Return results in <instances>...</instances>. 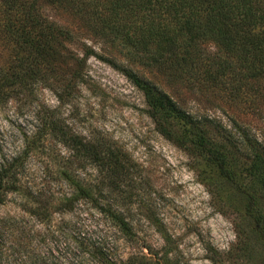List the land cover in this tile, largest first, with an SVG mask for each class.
Segmentation results:
<instances>
[{
  "label": "rangeland",
  "instance_id": "obj_1",
  "mask_svg": "<svg viewBox=\"0 0 264 264\" xmlns=\"http://www.w3.org/2000/svg\"><path fill=\"white\" fill-rule=\"evenodd\" d=\"M39 5L44 18L76 37L26 85L1 89L0 165L19 159L32 188L10 194L0 207V264H56L67 247L62 226L69 231L80 219L112 232L118 256L126 262L133 255L131 264H264V182L247 180L242 170L258 151L264 169V97L247 89L228 93L227 85L195 86L128 64L90 33L71 3ZM91 51L130 65L200 121L236 156L238 184L195 147L165 138L144 94ZM0 58L18 69L8 51ZM70 163L74 182L62 174ZM78 181L92 188L99 207L122 214L133 238L117 233L96 206L78 198Z\"/></svg>",
  "mask_w": 264,
  "mask_h": 264
},
{
  "label": "trees",
  "instance_id": "obj_2",
  "mask_svg": "<svg viewBox=\"0 0 264 264\" xmlns=\"http://www.w3.org/2000/svg\"><path fill=\"white\" fill-rule=\"evenodd\" d=\"M50 1L58 5L71 3L77 15L86 18L90 33L128 64L137 62L148 70L178 76L195 86L212 89L227 85L229 88L224 91L228 93L239 94L241 89H247L264 97V0ZM39 2L0 0V51H8L9 61L18 68L8 67L7 61L0 64V92L2 88L26 85L28 77L56 62L60 51L75 40L74 32L42 16ZM91 52L120 70L144 94L149 115L165 138L195 147L208 165L238 184L240 167L236 156L226 145L212 140L200 121L130 65H117ZM261 156L258 151L246 157L242 170L247 180L264 182ZM66 167L69 170L62 173L65 180L74 182L73 165ZM23 172L24 163L19 159L0 165V207L10 194L30 192L32 187L23 180ZM77 190L78 198L88 199L96 206L112 229L124 237H134L133 228L119 211L111 206L99 207L92 188H85L78 181ZM72 199L66 201L70 203ZM80 221L84 220L75 222L69 231L62 226L60 237L67 247L60 251L56 264L130 263L134 256L126 262L118 256L112 232L93 229Z\"/></svg>",
  "mask_w": 264,
  "mask_h": 264
}]
</instances>
